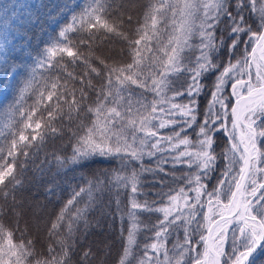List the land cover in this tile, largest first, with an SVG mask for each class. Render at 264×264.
<instances>
[{
    "label": "snow or ice",
    "instance_id": "6c2138e0",
    "mask_svg": "<svg viewBox=\"0 0 264 264\" xmlns=\"http://www.w3.org/2000/svg\"><path fill=\"white\" fill-rule=\"evenodd\" d=\"M123 9L90 0L73 13L0 110V264H93L97 251L85 241L105 218L120 220L116 264H264V0H149L135 21ZM101 35L123 45L126 61L96 54ZM14 51L5 32L0 70L9 81ZM57 118L68 121L71 148L54 154L57 173L98 161L117 166L81 176L44 221L48 243L38 251L37 241L23 239L16 192L46 138L64 134ZM144 173L154 178L151 193ZM56 187L49 182L45 194ZM180 230L182 242L169 249ZM141 232L150 242L136 256Z\"/></svg>",
    "mask_w": 264,
    "mask_h": 264
},
{
    "label": "trees",
    "instance_id": "16d2710c",
    "mask_svg": "<svg viewBox=\"0 0 264 264\" xmlns=\"http://www.w3.org/2000/svg\"><path fill=\"white\" fill-rule=\"evenodd\" d=\"M89 2L90 0H0V37L5 32L9 34V39L15 46V51L9 61V67L12 63L18 66L11 81L8 79V69L0 70V110L6 108L10 102H14L19 88L23 86V81L28 77L29 66L34 64V58L57 35L59 28L69 21L70 16L73 13H79ZM121 2L124 4L123 11L125 14L132 15L135 21L142 16L144 6L149 0H117V3ZM5 6L7 8L6 11ZM50 17H55L56 22H52ZM132 26L134 27V24ZM125 27L129 26L126 25ZM92 47L97 55L109 57V62L113 60L123 62L127 59L126 56L120 55L123 45L119 41H110L102 35L93 43ZM81 51L87 52V48H81ZM68 70L72 71L73 68L69 66ZM75 71L79 73L82 71V68L78 66L75 68ZM40 75L41 73H37L38 81ZM34 99L35 97H30L27 103L32 104ZM54 123L57 127L63 126L64 134L57 136L49 135L46 138L38 154L29 159V162L25 164L23 173L20 176V179L24 182L23 188L16 192L17 201H21L24 205L19 227L21 229L27 227L28 229L23 239L37 241L36 246L38 251L46 248L48 243L44 221L54 218L55 214L63 206V203L69 198L72 187L83 184L81 176L91 178L92 174L98 169H111L117 166L115 162L98 161L86 169L77 168L74 171L61 170L57 173V168L51 163L54 159V154L61 156L70 155L71 148L68 146V121L57 118ZM161 131L167 134L170 130L164 129ZM6 139L10 140V137ZM20 160L23 161L24 158L20 157ZM144 163L145 166L151 165V161L147 158ZM38 168L45 170L43 176L37 171ZM141 180L144 183L145 191L151 193L155 190L152 188V184L154 183L152 174L144 173L141 176ZM49 182L58 185L55 194L51 196L45 194V189ZM124 195L122 194V199ZM153 198L149 196V199ZM141 219L145 223H155L156 221L155 216L149 217L147 214H142ZM37 222L40 224L39 230L35 227ZM4 223L12 225L14 221L11 217L6 216ZM124 226L125 228L128 226L126 221ZM150 236L151 233L149 232H141L137 236L139 248L136 249V256L142 253L144 243L150 242L146 239ZM178 238L182 242V230L173 232L169 236L167 247L171 249ZM16 239H20L19 232L16 233ZM89 244L93 247L94 251H97L98 255V260L94 261L93 264H98L101 258L104 259V264H116L122 251L119 218L115 221L110 218L102 220L101 226L94 228L85 241V245ZM103 251H107L109 254L104 257ZM133 264H135V260H133Z\"/></svg>",
    "mask_w": 264,
    "mask_h": 264
}]
</instances>
